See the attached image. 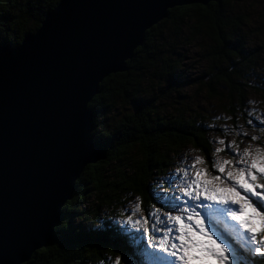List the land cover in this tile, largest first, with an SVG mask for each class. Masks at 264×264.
I'll use <instances>...</instances> for the list:
<instances>
[{
  "label": "snow or ice",
  "instance_id": "6c2138e0",
  "mask_svg": "<svg viewBox=\"0 0 264 264\" xmlns=\"http://www.w3.org/2000/svg\"><path fill=\"white\" fill-rule=\"evenodd\" d=\"M63 7L62 0L47 7L37 0L44 18L33 17L40 26L19 43L6 38L8 29L0 22V62L11 69L19 101V251L11 264H23L50 235H69L72 213L65 202L83 182L84 165L110 147L94 130V117L105 103L103 87L97 85L142 43L144 29L151 31L158 19L154 11L165 5L163 0L82 5L125 11L85 13L61 22ZM127 95L139 109V98ZM260 124L264 133V120ZM217 142L224 147L213 156L227 148L232 158L213 159L209 171L196 156L160 177L153 192L159 207L153 205L146 216L141 198H135L119 224L125 232L140 234L136 258L117 254L111 264H264V146L240 150L235 141Z\"/></svg>",
  "mask_w": 264,
  "mask_h": 264
},
{
  "label": "trees",
  "instance_id": "16d2710c",
  "mask_svg": "<svg viewBox=\"0 0 264 264\" xmlns=\"http://www.w3.org/2000/svg\"><path fill=\"white\" fill-rule=\"evenodd\" d=\"M235 1L238 0H219L207 6L170 10L165 20L146 32L143 45L127 61L128 70L108 76L99 85L103 87L105 103L94 117V130L110 147L99 162L84 169L83 182L66 203L72 213L69 235L54 234L51 244L24 264H109L117 254L136 258L139 236L125 234L117 224L97 221L98 209L113 208V202L120 203L121 197L130 192L143 194L144 203L156 206L148 185L151 177L168 165L170 155L188 145L198 149L208 162L212 159L205 124L192 117L191 110L176 114L161 110L150 85L156 82L165 86L159 92L175 95V88L187 82L185 58L191 48L196 47L197 55L208 66L193 80L189 78L188 83L196 82L200 93L207 97L224 98L220 103L232 118L244 124L249 120L245 102L252 87L247 84V76L260 67L258 60L264 53L260 46L251 48L250 38L243 32L245 18L231 9ZM58 2L43 0V5ZM36 5L37 0H0V22L8 29L4 32L6 38L19 43L36 31L39 20L33 17L44 18ZM260 90L263 91L256 88L254 92ZM128 93L139 98V109L127 102ZM261 96L264 99V93ZM119 100L126 105L123 116L108 124L106 120L118 109ZM88 194L97 202L93 209L83 205ZM74 217L78 223H73Z\"/></svg>",
  "mask_w": 264,
  "mask_h": 264
},
{
  "label": "rangeland",
  "instance_id": "374dc122",
  "mask_svg": "<svg viewBox=\"0 0 264 264\" xmlns=\"http://www.w3.org/2000/svg\"><path fill=\"white\" fill-rule=\"evenodd\" d=\"M231 6L234 13L245 18L244 21L246 25L243 32L250 38L251 48L260 46L262 47V52L264 53V0H238L232 3ZM196 52V47L191 48L190 53H188V58H185L186 75L184 79H187V82L182 83L181 86L176 85L177 88L171 86L172 84H170L172 88L176 89V93L174 92L175 95L172 93L166 94L159 92L158 90L165 89L164 85V87H160L156 82H154L155 84L150 83V85L153 84L151 85L153 93L156 99H158L156 101L161 103V110L167 109V114H176L178 111L183 112L184 110H191L192 117H195L198 121L201 120L205 124L208 129L207 136L212 145V159L208 162L198 149L196 150L190 145H188L185 149L174 153L172 156L170 155L168 157L170 158L168 165L154 173L148 183L153 196L152 199L154 201H156L153 195V192L156 190L155 182L162 176L169 173H175L177 168L182 167L185 164H191L194 157H202L206 161L205 166L208 169L211 167L210 163L213 159L232 158L231 150L227 148L217 156H213L217 147H224L217 142L219 139H225L226 143L235 141L239 145L240 150L250 144L253 147L264 146V133L260 131V127H262L260 121L264 120V99L261 96V94L264 93V87L261 86L264 84V56H261V59L258 60V62H260V67L253 74L247 76V84H249L252 88L245 102V111L247 114L246 118L252 120L253 122L251 125H248L249 120L244 124V121L240 122L241 120L232 118L224 111L223 105L220 103V100L224 98L218 100L213 99L212 97H207L204 92L200 93V86L197 87L196 82L193 85L188 83L189 78H192L193 80V78L198 76L203 70L205 71L208 66L207 63L201 60L202 58H199ZM189 70L192 72H189ZM256 88H260L263 91L260 90V93H255L254 91ZM117 105L118 109L115 110L106 120L108 124H114L115 121L117 122L123 116L126 105L122 104L120 100L117 102ZM209 125H211V127H209ZM225 127L229 129L227 134L222 131ZM243 132H247V136L238 135V133ZM253 135L258 136L259 140L252 141L251 136ZM185 157H187L186 160ZM209 171H213L212 167ZM213 174L216 173L213 172ZM136 197L141 198L142 207L144 209L143 215L146 216L147 210L151 209L154 203H144L143 194L130 192L129 194L121 197L120 203L113 202V208L100 206L98 209L99 219H97V221L101 220V222H110V224H117L120 226L119 221L123 220L128 214H130L129 210L131 206L136 203ZM83 205L88 209H93V207L95 208V206H97V202L92 195L88 194L83 201ZM156 207L159 206L156 204ZM122 211L123 215L121 214ZM73 223H78L76 217H74ZM124 233L129 234L130 236L140 235L135 232L124 231ZM109 264H111V261Z\"/></svg>",
  "mask_w": 264,
  "mask_h": 264
},
{
  "label": "water",
  "instance_id": "95a60500",
  "mask_svg": "<svg viewBox=\"0 0 264 264\" xmlns=\"http://www.w3.org/2000/svg\"><path fill=\"white\" fill-rule=\"evenodd\" d=\"M152 2L153 0H62V4L66 7H63L64 15L61 17V22L85 13L116 14L125 11L123 9L83 8L80 7L82 5L150 4ZM211 2H219V0H163L165 7L162 11H154V15L158 19L150 25V28L152 29L165 20L168 17V12L174 8L190 5L207 6ZM145 11L150 12L152 10L146 9ZM147 31H149L147 28L144 29L142 43L138 44L126 60L117 66V70L114 73H109L108 76L124 73L128 70L127 61L131 60L135 51L143 45ZM29 35L31 34L26 35L23 40ZM97 87H99V84ZM13 88L11 69H5L3 63L0 62V264H11L12 258L19 251L16 246L20 188V157L18 151L19 101L14 95ZM103 153H99L95 158L90 159L84 165L83 171L88 165L99 162L103 158ZM73 195L68 201L73 198ZM53 238L54 234L48 236L45 241H40L39 246L28 253L29 258L23 261V264L27 263L38 250L48 247L53 241ZM30 247L32 246L30 245Z\"/></svg>",
  "mask_w": 264,
  "mask_h": 264
}]
</instances>
